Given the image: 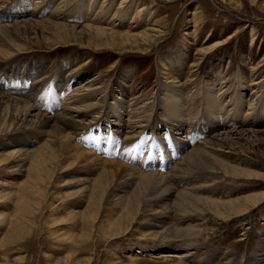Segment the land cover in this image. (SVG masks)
<instances>
[{"label":"rangeland","instance_id":"1","mask_svg":"<svg viewBox=\"0 0 264 264\" xmlns=\"http://www.w3.org/2000/svg\"><path fill=\"white\" fill-rule=\"evenodd\" d=\"M2 1L8 3L0 24L8 27L31 23L46 29L62 23L86 37L92 27L131 40L124 45L127 41L109 38L121 46L103 50L87 47V38L56 41L49 34L45 37L50 44L30 36L29 43L8 57L2 48L0 98L21 101L46 118L69 111L70 123L60 129L87 153L85 157L95 154L102 167L121 163L142 175L166 171L181 152L184 157L217 136L230 133L229 138H235L243 132L246 142L233 146L234 157L223 158L261 178L221 179L214 174L205 179L210 180L207 187L220 193L212 198L220 202L264 194V0H36L38 5L35 0ZM8 123L9 130L0 129V148L6 147V154L0 153V264H188L197 249L204 255L196 264H225L224 253L238 258L229 260L231 264L242 262V255V264H249L257 255L251 256L256 246L264 247V201L241 223L203 210V218L195 216L190 224L202 237L187 249L177 246L180 240L165 247L148 238L157 219L147 213V205L116 225L112 223L126 209L100 211L96 223L84 228L82 216L75 212L85 204L77 209L70 204L80 190L78 177L70 172L52 179L36 176L34 189L10 187L28 178L26 172H12L21 164L25 170L27 159H2L7 152L14 155L11 150L18 144L37 149L34 141L42 137L32 140L31 131L12 133L13 124ZM17 134L20 139L12 142ZM192 178L180 173L164 182L177 191L190 187ZM131 188L123 182L114 192L123 198ZM18 207L20 212L12 217ZM7 217H12L10 228L19 229L18 238L8 239V244Z\"/></svg>","mask_w":264,"mask_h":264},{"label":"bare ground","instance_id":"2","mask_svg":"<svg viewBox=\"0 0 264 264\" xmlns=\"http://www.w3.org/2000/svg\"><path fill=\"white\" fill-rule=\"evenodd\" d=\"M7 3L0 0V14L6 12L4 4ZM34 3L38 5L39 2L35 0ZM44 10L45 9L42 11ZM20 24L16 23L11 27L0 24V53L2 48L7 49V55L5 57L11 56L14 53H18L22 48L21 45L26 42L29 43L30 36H34L35 38L40 37L41 40L39 41L42 42L48 40L45 35L49 34L53 35L51 39H55L56 41L64 40L67 42H79L83 38H87L88 44L85 42L87 47H89V45H93L94 48H100L103 50H109V48L111 50L119 49L121 45H116L113 41H111L113 37L120 38L121 42L127 41L124 45L129 44L131 40L127 36H118L111 33L109 34L106 29L89 27L87 29L91 35L89 34L87 35L88 37H86L84 34H81L82 32L77 33L75 28L68 29L69 26L67 27L62 23H51V25L46 29L37 27L39 25H34L31 23H24L23 26H20ZM109 38H111V40ZM48 41H46V43L50 44L51 40L50 42ZM4 53L5 52H2V54ZM91 106L92 105H86L84 107L88 109V107ZM31 107L29 105L22 104L21 101L0 98V129L6 126L8 128L10 125L7 124H10L8 122H11L13 124L12 133L31 131L28 134L31 139L34 138V136L42 137L40 138L42 142L40 140L34 141V146L36 144L39 146L37 149L32 147H30L31 149H27L26 145L18 144L15 146L17 150L16 148L11 150L13 153L16 152L14 155L10 154V156H7V152V155H5L6 158L2 159L4 162L12 157L17 158L20 162L27 159V164L24 166L26 167L25 170L21 164L18 165L16 170L12 172H18L20 174L26 172L28 178L22 184H15L16 182L12 183L10 187H14L13 189L17 187L20 189L25 188L27 190L31 188L34 189L38 186L37 182L34 181L37 178L36 176L42 179L47 177L48 179H52V177L55 178L60 172H70V174L78 177L77 181L80 187L77 198H75V200L70 204L74 207V209H77L76 207L78 205L82 206V204H85L84 209L80 210L78 213L75 212V214L82 216V227L84 228L91 227V224L96 223L100 211L104 210V212L106 211L107 214H109L108 211L112 212L113 210H117L122 207L123 209H126V212L123 214V216L112 223L113 225H116V223L118 224L121 219L128 222L129 218L134 216L136 212L137 214L138 212L142 213V209H145L147 205V213L150 215H155L157 219V221L152 222V225L150 226L153 234H149L150 236H148V238L153 241L161 242V245L165 247H171L172 242L180 240V243L177 244V246L181 249H187L194 246V244L197 242V239L202 237V234H200L201 230L197 229V231L195 228H193V225L191 227L190 224L193 220H197V218H203L202 214H205V212L203 213V210L207 209L213 212V215H217L219 218L226 217L230 220H233L235 223H241L244 219L248 218L252 212H255L258 205L264 201V194H262L240 198L236 202H220V200L212 199L213 196L220 193H217L214 187H207V182L210 180L205 179L209 177L212 179V176H215L214 174H220L219 177H221V179H225L228 176L239 178H261V176L242 170L235 165H231L225 160L227 157H234V153L230 151L234 145L236 146L239 144V142L245 141L243 139V132L239 131L235 138H229L230 133L217 136L213 138L210 143L203 142L197 147L192 148L191 153H187L186 155L184 154V157L182 156L183 153L181 152L178 156V158H180L177 160L178 162L176 161L174 164H172V167L168 166L166 171V168H163V170L156 169V172H154L155 170L153 171L154 174L145 173V175H142V172L138 174V172L133 170V168L131 169L130 167L122 166L121 163L110 162L102 167L101 165L104 164L102 163V159L95 154L92 155L90 153L89 157H85V154L87 153L81 152L76 146H74L71 142L69 133L67 134L60 129V126L70 123L66 121L69 111H66L68 112L66 113V116L51 117L53 119L52 121H54L52 122L51 120H47L51 118H46L40 114L34 113ZM78 109L75 111L73 110V112L77 113V111H79ZM176 123L179 124L178 122ZM46 128H48V132L42 131ZM7 130H9V128ZM236 131L237 130H235V132ZM41 134L44 135L41 136ZM20 136L21 134H17L16 136L12 137V142H17L20 139ZM80 149L82 148L80 147ZM0 151V153H5L6 147L0 148ZM167 154L168 153L166 152L165 157ZM18 157H22L23 159L21 158L20 160ZM99 160H101V162ZM200 172L204 173V175L197 177L196 173ZM180 173H182L185 177L193 176L194 178L191 180L190 187H184L180 190L173 191L176 190L177 186L172 190L168 187V185H166L164 181L168 177L171 178L173 174L179 175ZM136 174H138V176ZM31 175L33 177L35 176V178L32 179ZM123 182L127 187H132V192H129L130 194H127V196L124 194L125 196L120 198L118 195H116L117 193L114 192V189L118 188V185L120 183L123 184ZM131 189L128 191H131ZM227 190L231 191L229 189ZM170 193L171 197H168ZM120 196H122V193ZM16 209V213L12 217H14L21 210L19 207ZM11 218H6L9 222V224H7L9 233L6 239V244H8V239L12 240L14 238H18V227L10 228L13 224ZM185 223L187 224L186 228H177L178 225H184ZM166 224L170 227L166 228ZM102 236H104V234H102ZM260 251L264 252V247L262 244L257 245L256 250L252 252L251 256L255 254L257 255L256 257L252 258L254 261L251 259L248 261L249 264H264V254H259ZM193 252L190 254L192 256H189L187 261L188 264H196L197 259L204 255V253H200L199 249H197L194 253ZM221 253L223 252L221 251ZM244 256H241L242 262L246 261L244 260ZM224 257L226 258V262L228 261L225 264H231V261H238L237 257L235 260L229 259V253H224ZM242 262L238 264H242ZM173 264L182 263L180 261L177 263L174 261Z\"/></svg>","mask_w":264,"mask_h":264}]
</instances>
